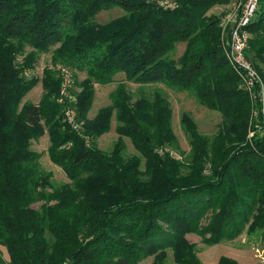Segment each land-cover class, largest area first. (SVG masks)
Returning <instances> with one entry per match:
<instances>
[{
	"label": "trees",
	"instance_id": "16d2710c",
	"mask_svg": "<svg viewBox=\"0 0 264 264\" xmlns=\"http://www.w3.org/2000/svg\"><path fill=\"white\" fill-rule=\"evenodd\" d=\"M228 1L176 0L164 8L150 0H0V264H136L152 254L153 264H165L166 249L176 264H203L186 234L213 244L244 228L258 230L264 243V72L257 66L264 64V0L246 26L245 50L262 88L246 84L228 59L218 18L207 14ZM114 6L127 15L94 24ZM178 43L184 48L173 58ZM54 46V61L88 75L75 104L78 130L64 118L59 81L48 71L39 101L22 102L37 83L23 71ZM117 72L191 92L220 113L217 131L201 133L184 113L189 149L181 150L167 98L156 90L131 101L124 84L88 118L92 83ZM112 116L143 168L138 155L124 154L121 138L108 153L96 146ZM45 134L50 160L68 179L59 186L30 149ZM217 264L238 262L220 256Z\"/></svg>",
	"mask_w": 264,
	"mask_h": 264
},
{
	"label": "rangeland",
	"instance_id": "374dc122",
	"mask_svg": "<svg viewBox=\"0 0 264 264\" xmlns=\"http://www.w3.org/2000/svg\"><path fill=\"white\" fill-rule=\"evenodd\" d=\"M150 1L157 2V0ZM162 2L166 5L160 3L157 4L162 7L167 6L164 8L177 6L176 0H162ZM237 2L238 0H230L225 3L215 4L207 11V14L215 16L218 18V21H220V18L224 14H227V12L234 9ZM124 15H127V12L123 8L114 6L110 9L99 11L94 16L93 22L100 27L109 23L113 19ZM55 48L56 46L52 47L51 50L46 53H39L34 66L23 71V74L27 78H35L37 83L25 94L22 102L30 101L37 103L39 101L43 92L42 78L44 72L48 71L55 80L58 79L59 81V90L56 96L57 102L64 105L63 111L69 109L75 114L77 94L82 90V83L86 80L88 75L87 73L72 68L64 63L54 61L53 50ZM183 48L184 43L176 44L171 52V57L177 58L182 53ZM28 51H30V48H26V52ZM20 57L22 56H19L18 58L20 59ZM257 64L258 68L264 72V64L261 62H257ZM118 84H124V86L127 87L128 92L131 95V101L135 100L140 95L151 97L156 90L167 98L172 109L171 126L181 150L188 151L189 149L188 137L183 131L181 122V117L184 113H187L192 117L196 122L198 130L203 134L211 135L215 133L219 127L221 121L220 113L199 104L191 92L186 90H172L162 83L145 85L133 83L125 78L123 72L114 73L112 80L108 83H92L94 95L91 106L87 112L88 118L94 117L99 108L110 103L109 93L115 89ZM115 125L116 121L114 116H112L109 130L95 139L96 146L103 152L108 153L112 149L114 142L121 138L125 142L124 154L126 156L131 154L138 155L141 160L140 168H143V158L133 148L129 138L118 136L114 129ZM49 144L48 135L45 134L36 140H32L30 143V149L40 154L39 164L41 168L51 171L52 185L59 186L67 182L68 179L61 167L50 160L48 154ZM172 151L174 154H177L175 150ZM38 205L39 202L33 203L32 207L37 208ZM260 235L261 234L258 230L249 232L247 231V228H244L238 237L232 240H222L213 244H205L201 242L199 235L196 233H188L185 237L188 241L195 243L196 253L203 264H217V260L220 256L231 257L235 259L238 264H264V243L262 242ZM1 249L3 257L6 259V252L2 247ZM154 256L155 254L149 255L148 257L139 260L136 264H153ZM163 261L165 264H176L171 249H166L164 251Z\"/></svg>",
	"mask_w": 264,
	"mask_h": 264
},
{
	"label": "built area",
	"instance_id": "2783aa9c",
	"mask_svg": "<svg viewBox=\"0 0 264 264\" xmlns=\"http://www.w3.org/2000/svg\"><path fill=\"white\" fill-rule=\"evenodd\" d=\"M258 2L259 0H238L234 9L220 18L219 26L221 27L222 33L227 37V56L232 65H235L244 72L248 86L258 81L262 88V83L245 54L249 38V32L246 26L255 15ZM157 3L165 4L162 0H157ZM171 7L173 8L174 6ZM260 95L261 99H263V91H261ZM64 112L65 119L71 123L74 129L78 130L80 125L75 122L74 112L69 109Z\"/></svg>",
	"mask_w": 264,
	"mask_h": 264
}]
</instances>
